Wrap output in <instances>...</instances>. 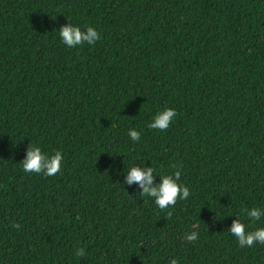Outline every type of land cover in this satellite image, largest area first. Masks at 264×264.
Wrapping results in <instances>:
<instances>
[{
    "label": "trees",
    "instance_id": "obj_1",
    "mask_svg": "<svg viewBox=\"0 0 264 264\" xmlns=\"http://www.w3.org/2000/svg\"><path fill=\"white\" fill-rule=\"evenodd\" d=\"M68 22L100 39L65 46ZM165 106L175 121L147 128ZM35 143L62 151L57 174L21 169ZM142 160L179 167L190 195L171 216L121 184L116 169ZM252 205L264 207V0H0V264H264V244L227 229Z\"/></svg>",
    "mask_w": 264,
    "mask_h": 264
},
{
    "label": "clouds",
    "instance_id": "obj_2",
    "mask_svg": "<svg viewBox=\"0 0 264 264\" xmlns=\"http://www.w3.org/2000/svg\"><path fill=\"white\" fill-rule=\"evenodd\" d=\"M58 35L61 43L67 47H75L83 44H94L100 39V32L94 25L80 26L78 24L66 23L59 28ZM177 117V110L174 107L165 106L158 108L147 122V128L165 130ZM143 128L130 127L127 135L131 141L140 142ZM64 155L61 150H54L53 153L42 151L39 143L30 144L26 149V154L20 161L21 169L25 173H37L45 176L55 175L62 169ZM176 170L169 173L160 174L150 164L144 160L134 163L123 170L116 169L118 174H123L121 184L132 185L135 183L142 196L152 200L154 205L160 210L168 209L166 216H171V208L177 200H185L190 195L187 184L181 182V171L178 166H173ZM158 177V179H157ZM231 225L227 228L229 233L235 237L240 247H251L254 243L264 244V226L252 227L256 222L264 217V207L252 205L246 207L243 217L235 215ZM199 236L198 230L193 226V230L184 234L188 241H195ZM74 257L79 258L86 255L84 247H76L73 252ZM167 264H180L176 257H170Z\"/></svg>",
    "mask_w": 264,
    "mask_h": 264
}]
</instances>
